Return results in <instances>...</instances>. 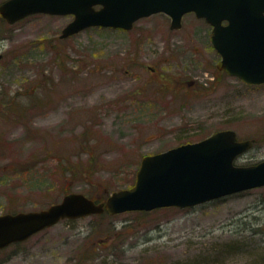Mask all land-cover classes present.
Listing matches in <instances>:
<instances>
[{"label":"rangeland","instance_id":"374dc122","mask_svg":"<svg viewBox=\"0 0 264 264\" xmlns=\"http://www.w3.org/2000/svg\"><path fill=\"white\" fill-rule=\"evenodd\" d=\"M4 0H0V3ZM71 15L0 14V214L130 188L145 155L234 129L264 160V83L217 67L212 26L156 13L62 38ZM9 264H264V186L191 207L63 219Z\"/></svg>","mask_w":264,"mask_h":264},{"label":"water","instance_id":"95a60500","mask_svg":"<svg viewBox=\"0 0 264 264\" xmlns=\"http://www.w3.org/2000/svg\"><path fill=\"white\" fill-rule=\"evenodd\" d=\"M0 12L9 23L35 13L74 15L62 30L63 38L93 26L129 30L140 18L160 12L177 29L183 16L194 12L212 26L210 40L221 55L217 67L247 84L264 83V0H7ZM253 143L239 140L234 129L218 130L200 141L145 155L135 184L113 192L105 202L70 192L47 208L0 214V247L65 218L188 207L264 186V160L235 163Z\"/></svg>","mask_w":264,"mask_h":264},{"label":"flooded vegetation","instance_id":"af4514ba","mask_svg":"<svg viewBox=\"0 0 264 264\" xmlns=\"http://www.w3.org/2000/svg\"><path fill=\"white\" fill-rule=\"evenodd\" d=\"M1 214H5V213H1ZM31 237L23 241H15V242H12V243H9L7 245L0 247V264H9L11 260L15 259L20 254L21 249H19L18 251H14L11 249V247L15 245L20 246L24 242L28 241Z\"/></svg>","mask_w":264,"mask_h":264},{"label":"trees","instance_id":"16d2710c","mask_svg":"<svg viewBox=\"0 0 264 264\" xmlns=\"http://www.w3.org/2000/svg\"><path fill=\"white\" fill-rule=\"evenodd\" d=\"M93 199H95V198H93ZM97 202H100V200H97V199H95ZM201 264H205V261H204V263H201ZM208 264V263H207Z\"/></svg>","mask_w":264,"mask_h":264}]
</instances>
